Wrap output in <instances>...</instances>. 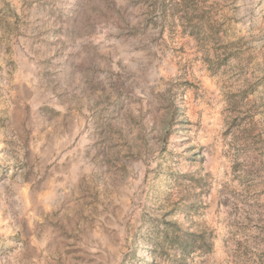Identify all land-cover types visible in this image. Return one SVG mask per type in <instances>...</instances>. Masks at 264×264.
I'll list each match as a JSON object with an SVG mask.
<instances>
[{
    "label": "rangeland",
    "instance_id": "obj_1",
    "mask_svg": "<svg viewBox=\"0 0 264 264\" xmlns=\"http://www.w3.org/2000/svg\"><path fill=\"white\" fill-rule=\"evenodd\" d=\"M0 264H264V0H0Z\"/></svg>",
    "mask_w": 264,
    "mask_h": 264
},
{
    "label": "trees",
    "instance_id": "obj_2",
    "mask_svg": "<svg viewBox=\"0 0 264 264\" xmlns=\"http://www.w3.org/2000/svg\"><path fill=\"white\" fill-rule=\"evenodd\" d=\"M166 229L162 230V240L156 242V245L162 247L164 243H169L171 248L181 250L191 247H198L205 251H211L213 248L212 238L206 231L195 232L189 229H183L179 223L165 221ZM160 239V238H159Z\"/></svg>",
    "mask_w": 264,
    "mask_h": 264
}]
</instances>
